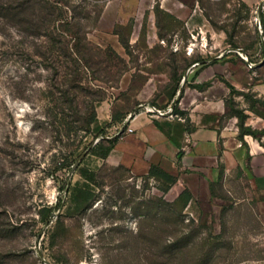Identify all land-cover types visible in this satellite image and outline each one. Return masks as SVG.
I'll use <instances>...</instances> for the list:
<instances>
[{
  "label": "rangeland",
  "instance_id": "obj_1",
  "mask_svg": "<svg viewBox=\"0 0 264 264\" xmlns=\"http://www.w3.org/2000/svg\"><path fill=\"white\" fill-rule=\"evenodd\" d=\"M178 1L63 0L68 18L86 22L93 46L82 48L91 54V68L84 60L78 81L56 55L39 54L48 53L46 44L19 34L17 24L0 15V224L8 230L0 227V264H264V190L254 186L240 163L210 184V195L198 185L176 231L178 258L166 261L167 249L157 250L150 242L156 236L153 226L167 219L157 214L164 207L146 202L159 195L172 200L170 194L157 188V180L90 152L100 135L117 133L106 125L108 134L87 132L91 97L106 96L112 109L152 100L173 77L190 75L193 61L204 53L207 42L201 49L190 34L196 29L191 19L195 0H186L192 10L187 26L162 7L177 11ZM199 6L218 27L232 29L230 17L244 15L238 0H199ZM238 29L246 31V23L238 22ZM239 37L233 43L245 45L248 35ZM109 47L124 62L110 61ZM125 72H131L130 84L117 92ZM103 75L111 80L105 82ZM72 95L70 102L66 97ZM103 100L94 99L97 119ZM84 151L71 175L72 165L53 172L57 160L77 159ZM82 168L96 171L95 181H87ZM75 187L95 190L90 207L74 205L70 189ZM47 204L52 214L42 220L40 210Z\"/></svg>",
  "mask_w": 264,
  "mask_h": 264
},
{
  "label": "crops",
  "instance_id": "obj_2",
  "mask_svg": "<svg viewBox=\"0 0 264 264\" xmlns=\"http://www.w3.org/2000/svg\"><path fill=\"white\" fill-rule=\"evenodd\" d=\"M238 2L244 15L234 13L230 17L234 20V27L228 29L212 24L200 8L199 0H195L196 8L191 19L194 17L196 29L190 34L192 39L202 44L201 49L205 42L207 47L203 49L204 53L200 52L201 57L193 61L188 70L190 75L182 73L178 82L177 77H173L169 87L151 95L152 100L132 104L120 111L112 109V101L103 100L97 108L98 122L115 130L119 122L112 121L114 112H124L122 118L125 119L135 111L128 121V125L133 122L130 125L133 131L122 132L106 161L124 165L135 174H146L151 164H157L176 175L178 179L165 193L170 194V199H174L185 186L196 195L198 185H201L202 194L210 195V184L221 181L237 163L241 164L246 174L253 176L254 186L264 190V6L261 8L264 0ZM162 7L175 14L183 25L190 23L188 10H192L186 0L178 1L177 11L165 4ZM252 19L257 20V26ZM241 21L246 23V31L238 29V22ZM258 25L261 31L256 29ZM244 33L248 35L245 45L233 43ZM130 78L131 72L122 75L117 92L128 88ZM232 90L242 93L236 94ZM230 96L246 113L244 124L258 130V133L240 136L238 117L228 113ZM150 106L164 112L150 111ZM174 106L183 115L170 116L166 112L171 109L173 113ZM185 119H188L191 130H182ZM155 121L171 129L180 145Z\"/></svg>",
  "mask_w": 264,
  "mask_h": 264
},
{
  "label": "trees",
  "instance_id": "obj_3",
  "mask_svg": "<svg viewBox=\"0 0 264 264\" xmlns=\"http://www.w3.org/2000/svg\"><path fill=\"white\" fill-rule=\"evenodd\" d=\"M65 3L63 0H3L0 2V15L4 18H8L11 21L13 20L18 26L19 34L27 33L32 35L33 38L40 40L43 45L47 47V54H44V51H38L41 56L47 57L50 54L56 55L62 62H65L69 65L68 73L72 76L77 77V81L80 78V67L81 63L84 62L86 67L91 66V54H85L83 49H90L93 47L92 43L86 37V31L88 30L86 27V22L80 19H73L68 18L66 15L67 10L64 8ZM99 14V13H97ZM96 20V19H95ZM68 39H73L74 42L69 45ZM124 47L127 48L126 43H122ZM99 48V47H97ZM38 50V49H37ZM108 55V59L111 60H118V62H124V60L111 48H106L105 50ZM52 52V53H51ZM82 61V62H79ZM87 63V64H86ZM71 64V65H70ZM115 64V63H114ZM90 65V66H89ZM91 68V67H90ZM92 70V69H91ZM94 70V69H93ZM92 70V72H93ZM123 69L118 71L117 78L121 75ZM76 77L73 80H76ZM177 82L179 80V76L176 78ZM103 80L105 82L111 80L110 77L107 75H103ZM114 81V80H113ZM115 83V82H114ZM80 87L78 83L76 85ZM193 86H202L199 84H193ZM236 94L242 93V91H233ZM64 96L65 94L68 95V91L65 89L63 91ZM175 90H173V93ZM171 94V95H172ZM244 94V93H243ZM75 95V94H74ZM66 97L70 102L74 100L75 96ZM106 96H101L96 98V96L91 97L90 100L87 101V106H89V110H91L90 116L86 119L85 126H91L90 130L87 129V132H93L94 136H97L101 133L108 134L105 127L102 126L97 119L95 113V105L94 99L97 101L103 100ZM228 106L230 107L228 113L234 114L238 117V125H239V134L242 136L244 133H249L255 135L258 130L252 129L250 126H246L244 124V120L246 118V113H244L243 109L238 107L237 104L232 100L231 96L228 99ZM118 109L117 111H120ZM174 114H181L183 112L180 111L176 106L173 108ZM122 114V115H121ZM124 112L123 113H113L112 121H118L117 123V130L119 129L120 125H122L124 121ZM156 125L165 131V133L175 140L174 133L171 129H166L165 126L155 121ZM183 131L191 130L192 127L188 123V119H185L183 122ZM125 128L123 129V131ZM115 135L113 138H101L99 139L90 149L93 155L98 156L100 158L105 159L111 149L113 148L115 142L122 135V132ZM176 141V140H175ZM177 145H180L179 141H176ZM181 155V151L179 152ZM76 159V158H75ZM74 157L66 158L63 157L56 163L53 167V172H57L58 170H63L70 168V166L75 161ZM82 161V160H81ZM81 161L78 163L76 167H79ZM117 167L123 168L125 170H129L124 165H118ZM82 176L89 181L90 183L95 181V176L97 174L96 171L90 170L88 168L80 169ZM147 178H153L157 180L159 184L157 188L165 194L170 186L176 182L178 177L169 173L168 171L164 170L157 164H151L148 172L145 174ZM69 187V186H68ZM70 189V188H69ZM72 193V202L76 207H90L92 203L95 201L97 197V193L93 188L90 187H75L71 188ZM193 194L188 187H184L179 194L172 200H166L162 195L152 197L151 199L147 200L146 205L150 204L153 205L154 208H158L160 206L164 207V211L157 212L158 215H162L163 217L167 218L165 222L157 223L153 226V229L156 230V236H153L151 239V245L153 248L159 249H167L164 260L175 261L178 257V246H177V234L176 231L178 230V225H180L181 215L190 200H192ZM142 203V202H139ZM53 207L44 205L40 210V217L42 220H46L52 214ZM58 221V217L56 218ZM0 227L3 231H8L0 224ZM13 228H10L9 232H12ZM163 234V236H162ZM169 234V235H168ZM163 237V238H162ZM206 241V240H204ZM208 241V240H207ZM209 243V242H208ZM158 257V255H155ZM162 262V261H161Z\"/></svg>",
  "mask_w": 264,
  "mask_h": 264
},
{
  "label": "water",
  "instance_id": "obj_4",
  "mask_svg": "<svg viewBox=\"0 0 264 264\" xmlns=\"http://www.w3.org/2000/svg\"><path fill=\"white\" fill-rule=\"evenodd\" d=\"M264 6V4L262 3L261 4V8ZM260 11V10H259ZM259 14H260V12H259ZM134 112L135 111H133V112H131L129 115H128V117L126 118V120H125V122H124V124L122 125V127H121V129H120V132L121 131H123V129H124V127L127 125V123H128V121L131 119V117L134 115ZM158 112V111H157ZM158 113H162V112H158ZM100 137H102V138H113V136L112 137H106V136H104V135H100ZM98 140V139H97ZM96 142V140L95 141H93V143L90 145V146H92L94 143ZM85 154H86V151H84L76 160H75V162L72 164V166H71V168H70V170H69V175H71V173H72V171H73V169L78 165V163L81 161V159L85 156ZM48 222H49V219L45 222V227L48 225ZM36 244H37V241H36Z\"/></svg>",
  "mask_w": 264,
  "mask_h": 264
},
{
  "label": "built area",
  "instance_id": "obj_5",
  "mask_svg": "<svg viewBox=\"0 0 264 264\" xmlns=\"http://www.w3.org/2000/svg\"><path fill=\"white\" fill-rule=\"evenodd\" d=\"M258 29L261 31V27H260V25H258ZM249 65L251 66L252 63L249 62ZM149 110H150V111H156V112H157V111H158V112H164V111H161V110H159V109L154 108L153 106H150V107H149ZM166 112H168V114H169L170 116H173V115L177 116V114H173V113H172L171 109H169V110L166 111ZM127 117H128V116H127ZM127 117H126V118H127ZM132 117H133V116H132ZM132 117H131V118H132ZM126 118L124 119L122 125L124 124ZM122 125H121V126L119 127V129L116 131V132H117L116 134L120 133V129H121ZM124 128H125V130H126L127 132H132V131H133V129L130 127V125H128V123H127V125H126ZM108 137H111V136H108Z\"/></svg>",
  "mask_w": 264,
  "mask_h": 264
}]
</instances>
